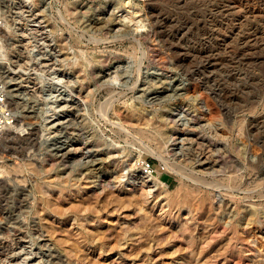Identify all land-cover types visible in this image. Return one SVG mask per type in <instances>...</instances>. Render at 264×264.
I'll use <instances>...</instances> for the list:
<instances>
[{
	"label": "rangeland",
	"instance_id": "rangeland-1",
	"mask_svg": "<svg viewBox=\"0 0 264 264\" xmlns=\"http://www.w3.org/2000/svg\"><path fill=\"white\" fill-rule=\"evenodd\" d=\"M0 68V264H264V0L0 1Z\"/></svg>",
	"mask_w": 264,
	"mask_h": 264
},
{
	"label": "bare ground",
	"instance_id": "bare-ground-1",
	"mask_svg": "<svg viewBox=\"0 0 264 264\" xmlns=\"http://www.w3.org/2000/svg\"><path fill=\"white\" fill-rule=\"evenodd\" d=\"M8 1H11V0H8ZM6 2V1H5ZM9 6V5H8ZM49 8V7H48ZM45 9L46 8H44L43 9V11H45ZM153 9V8H152ZM48 10H46V12H47ZM129 15V14H128ZM127 16V15H126ZM125 17V16H124ZM123 17V18H124ZM156 17V16H155ZM127 18V17H126ZM150 18H152V16H150ZM120 20L119 21H116V22H114L112 19H108V21H106L105 23H103V24H96V23H94L93 25L96 27V26H103V25H111L110 24V22L112 23L113 22V24H112V27L114 28V27H116L117 29L115 30V31H113V34L114 35H124V36H128V35H130V34H132V35H134V31L135 30H137V29H139V28H143V19H138L137 21L135 20V18L132 16H130L129 18H127V20H129V21H131V22H133V27H134V29L133 28H131V27H129V25L127 26L126 24H127V22H126V24L124 23L123 24V21L121 20L122 18H119ZM126 19L124 20V21H127ZM153 22V21H152ZM123 26V27H122ZM155 27V26H154ZM97 28V27H96ZM99 28V27H98ZM135 33H138L139 34V36H142V34H145L144 32H137V31H135ZM7 104V103H6ZM2 108H3V105H0ZM7 107H8V105H6ZM14 122V121H13ZM155 144L157 145V147H161L160 146V141H156L155 142ZM172 145H175L174 143H173V141H172ZM179 150H181V149H179ZM178 150V151H179ZM180 152V151H179ZM178 153V152H177ZM75 153L74 152H72L71 150H64L63 151V153H61V155H59L58 157H60V158H63V157H69V156H73ZM87 154V153H86ZM76 155V154H75ZM87 160V159H86ZM90 162V161H89ZM92 162V161H91ZM89 164V163H88ZM143 174V173H142ZM133 177H137V179L138 180H140V183H142V185L143 186H145V187H147V188H149V192L151 191L150 189L152 188V187H155L157 184H156V180H158V179H155L153 182L151 181L152 179H145V178H147L148 176H146V177H141V176H139V175H136V176H134V175H132L131 176V178H133ZM159 185V184H158ZM161 185V184H160ZM123 245V244H122ZM17 247V246H16ZM12 249V248H11ZM9 254V253H8ZM29 255V254H28ZM6 256V255H5ZM22 259V258H21ZM1 260V259H0ZM25 259H23V261H21V263L23 264V263H25V261H24ZM152 260V259H151ZM1 261H3L4 262V260H1ZM8 262H9V260H7ZM176 263H178V264H184L185 263V261L183 260H180V261H177ZM8 264H11L10 262L8 263Z\"/></svg>",
	"mask_w": 264,
	"mask_h": 264
},
{
	"label": "built area",
	"instance_id": "built-area-1",
	"mask_svg": "<svg viewBox=\"0 0 264 264\" xmlns=\"http://www.w3.org/2000/svg\"><path fill=\"white\" fill-rule=\"evenodd\" d=\"M8 1V0H0ZM4 77H5V71L0 68V105H3V108L0 106V131L3 130L5 127L9 126L13 123V114L11 110H6L4 104L7 102V93L5 91L4 87ZM142 172L145 175H151L152 174V168L148 162L142 163Z\"/></svg>",
	"mask_w": 264,
	"mask_h": 264
}]
</instances>
